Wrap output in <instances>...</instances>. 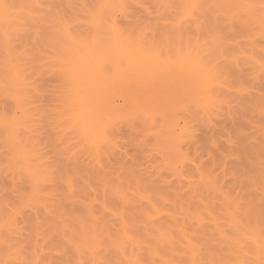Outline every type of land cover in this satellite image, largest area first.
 <instances>
[{
  "label": "rangeland",
  "instance_id": "374dc122",
  "mask_svg": "<svg viewBox=\"0 0 264 264\" xmlns=\"http://www.w3.org/2000/svg\"><path fill=\"white\" fill-rule=\"evenodd\" d=\"M17 1L20 0H16L15 2ZM163 1L126 0L125 6L127 7L125 9L128 11L123 9V11L121 10L116 12V10H114L110 12V10L104 11L105 9L101 8L100 0H42L41 4L36 8L37 10L35 9V12H37L35 13L37 14V18H35L36 20L34 19V22H30L28 25L29 27L26 26L29 28L31 33L26 27H24L26 32L24 28V31L21 30L24 35L19 34L13 38V40H15L13 41L15 45H13L16 46L17 43V48L13 46V49H17V53H23L22 55H19V59H13L16 55L13 54L12 57V53H10V51L6 52L4 50L6 49V46L1 42L2 40H0V119L4 120V118L9 117V115H13L15 119V115L16 117H21L23 113L27 112V116L30 111L33 113L29 114V116H34L33 118L32 116L30 118L31 122H29V128L27 127L29 130H23L24 133L22 132V134L24 138L27 139V143L25 144L28 149L30 150L32 148L33 152H31L34 158L31 157L33 158L31 160L34 162L37 161L35 162V165L40 166L41 169L45 168L46 170H43V175L47 176V180H44L46 184L42 183L39 185L38 189H40V191L36 189L37 187H35L34 182L30 179L31 176L29 177L27 176L29 174H25L26 170L23 171L22 168L19 170L20 167L18 168L19 165L17 161L15 160L16 163L12 161L14 160L12 158H15L14 148L12 147V144H9L10 141L5 137L6 133H4L2 130L3 128L0 125V222L2 223V219L5 220L7 217L9 218L8 215L10 214L13 219L16 218L14 221L18 229H16V233L13 234V237L16 236L14 239L18 242L20 241V243L22 242L21 245L23 244L22 248L24 249L21 250V253L16 254V256L14 255L13 258L12 255H8V252L6 253V251H4L5 253L3 252V254L1 253L3 255L2 260L3 258L6 260L7 257L11 256L9 258L10 263L7 264H32V258L30 259L29 257H31V254L36 256V251L38 252L36 259L38 260L39 256H41L39 259L41 264L94 263L98 260V258L94 257L96 258L94 262L93 259H91L93 256L89 252L90 249L87 246L88 241L86 240L87 235H85L93 230L92 226L94 224V221H92L93 219L89 215V210L93 212L96 219H100H97L98 224L99 222L101 223V228L100 226L99 228L102 230V232H100L101 230L99 229V234L101 235L102 233L101 236H105L106 233L105 237L109 240L113 237L111 242L108 240L110 243L108 245H106L108 243L107 240V243L105 240H102V245L106 244L103 245L104 248L100 249L103 250L102 254H99V256H101L99 260L101 261L98 260L94 264H100L101 262V264H107L108 262V264H115L114 262L117 264H131L129 262L131 255L133 257L135 254L134 257L137 256V258H139L138 253L139 256H144L145 260L143 259V256L142 259L145 264H192L195 260H191V254L193 252H191L188 244L190 243V240L192 243L194 242L193 244L196 243L195 245L197 249L199 247L197 253L202 252L201 257L205 258L203 259L204 262L202 261L198 264H264V245L261 246L262 248L256 246L257 239H259L258 242H260H257L258 244L261 245L264 243V70L260 71L262 68L261 65L264 66V50L260 49L262 47V49H264V46H262L264 37L261 34L262 39L258 35L260 32L258 28V30H255L254 27L253 29L252 27L245 28V26H242L237 22H235L236 24L233 22L229 23L225 14L222 15L223 13L218 12V10L215 9V7H211V5L203 10H198V12L194 9V13L189 7L191 11L187 9V12L189 10V14H187V12L185 13L183 7V5L186 6L184 4L186 2H183V0ZM96 9H99V12L102 11V13H98V10L97 12H94ZM191 12L193 14H191ZM42 14L43 17H40ZM101 15H106L104 18H108V16H110L108 20H112L116 26L118 24L119 27L117 28H121L120 30L122 32L126 31L125 33L127 34H124L127 36L129 35V38L131 37L132 39H136L143 35V38H147L146 45H148V47L152 43L153 46L151 45V49L154 52L158 48L157 52L162 54L161 55L159 53L160 57L165 58L166 56H170V58L166 57L167 59L164 60L172 59L174 62L177 60L181 52H186V43V47H189L187 51H191V48L193 50H197L199 44H202L203 46L205 45L206 47L211 46V44H213L214 37L224 36L225 38L223 40L227 38V45L224 52L216 49L215 51L209 53L211 58L208 56L207 59L212 65L214 64L213 67H215L216 69H214L217 71H213L218 74V79L216 78L217 85L216 83L213 85V87L215 86V91L212 88V91H214L213 94H217V97L213 95L214 99L217 98L218 100H216L217 103L215 101L216 105L213 102V106L210 103L211 107L203 105V107L205 106L204 108L206 112L203 111V107H199L198 103H194L195 100H198L197 96L195 95L194 100L191 99L193 96L189 95L192 94L190 89L193 87L191 86L190 88V86L188 87V85H186L187 87L185 86V88H180L181 83L172 77L171 78L175 80V82L172 81L175 83L174 86L177 82L179 84V87L178 84L176 85L177 87L175 86L177 92L172 83H170L172 85L171 87L169 84H165L166 89L165 87H162L165 83V81H163L164 79H161L162 76L159 79L160 81H163V84L159 82L160 87L162 88L157 89L158 91L154 89L149 90L150 87H146L147 85H143V92L140 91L142 89H138L140 86H137L138 88L136 86H132V88L130 87V90L127 85L113 83L112 85H116V87L110 85V87H112V92L110 93L108 89L105 92L107 95L109 92L110 95L108 96L110 97L105 99L107 98V96L105 97L106 94L101 95V98L104 97L103 99H105V103L109 100L107 105L110 104L111 100L114 102V105L110 104L111 107L109 106L112 108V113L110 111L111 109L108 106L106 107L104 101V104L102 103L100 108L103 105L105 106H103L100 110H98V104L93 105L95 106V109L98 107L95 112H93L95 115L97 114V119H94L96 117L93 115L94 125L100 122H105L103 125L100 123L102 127H100L101 125L99 124L97 125L99 129H102L103 126L106 128H103L102 131L100 129L98 134H94L95 129L93 128L94 132H92L93 130L90 131V129L89 132L86 129L85 132H83V130H81L82 127H88L90 125L89 124L87 126L85 124L86 126H84L83 121H90L91 123L93 120L91 117L92 113L90 115L87 112L82 114V108L79 105V108H77L78 106L75 103L71 104L70 100L72 99L74 101L75 98L74 95L70 94L71 92L74 93L73 83L67 79L68 76H66L65 72L66 63H62V59L64 58L65 60L68 56L62 52L61 45L59 44L60 32L63 25L60 23L59 25L58 20L59 22H64L63 24L65 26L69 23L72 32L78 35L83 32L81 34L83 35L88 34V31L91 30V19L94 20L95 18H99ZM192 15L196 20L193 19ZM226 25L228 26V29ZM59 28H61V30H59ZM140 33L141 35H139ZM257 35L259 37L256 38L255 42V37ZM179 38L181 39L180 41ZM153 40L154 42H151ZM233 42H236V44H233ZM240 43L242 44L240 45ZM57 44H59V46ZM234 47L236 49H234ZM178 50L181 52H176ZM242 51L246 55L242 53ZM12 52L15 53L14 51ZM238 54L242 55L241 58L245 56L247 57L240 59ZM251 54H254L253 56H255V61L257 59L259 62H262L260 63V66H258V61V64H256L255 61L251 60ZM8 59H11L13 62L11 60L9 62ZM56 59H61V62H59V60L57 62ZM242 61L244 62L242 63ZM249 61H251V63ZM11 62L16 66V73H18V79H15L17 80L15 83L11 82L12 79H9L12 77L11 74L14 69L10 66L12 65ZM253 62L255 63L253 64ZM18 63L20 64L19 68H17ZM224 66H227V70ZM10 70H12V72H10ZM14 75L17 77L16 74ZM224 75H226L224 77L225 84L223 80L220 81V79H224ZM19 79L23 81V84H25V92L28 94L27 97H25L26 99H23L24 101L20 99L21 102H19V98L16 96L17 94L15 95L16 92L13 91L15 88L12 89L14 84L20 83ZM27 81H30V83H26ZM29 84L30 88H28ZM221 84L224 85L221 87ZM122 86H124L123 88L125 89L120 88ZM133 87H136L137 89L135 88V90ZM172 87L174 90H172ZM228 87L232 92L226 90ZM7 88L10 90L8 89V91ZM168 88H170L171 91H169ZM186 88H189V90ZM197 88L194 90H196V92L199 91L200 94L204 93V96L202 95L204 98L208 96L206 95L207 93L205 94V92H207L206 90H203V88H198L201 90H197ZM183 89H185V93ZM191 90L193 92V89ZM223 90L228 92L224 95L220 93L224 92ZM9 92H12L10 93L12 97L9 96ZM13 92L15 96L13 95ZM178 92H180V95ZM112 93L114 94L112 95ZM136 94L139 96H136ZM150 94L151 96H149ZM154 94H156L157 97ZM187 95L188 97H186ZM130 96H132L134 100L137 99V103L139 105H137L138 109L140 108L139 112L138 109H132L135 108L136 101L133 103L132 101L134 100H132ZM14 97H16V99ZM129 97L130 102L135 105L129 103ZM183 97L189 99L187 100ZM200 97L201 96H199V98ZM223 97L225 98L223 99ZM232 97L234 98L232 99ZM110 98L112 99L110 100ZM113 98L115 101H113ZM140 98L141 100H139ZM143 99H145L148 103H145V100ZM163 99H166L167 101ZM190 99L193 100L195 105L192 104ZM150 102L155 104H150ZM115 103H117V105ZM158 103L160 108L157 105ZM182 103L185 104V106L187 105L185 110L182 109ZM147 104L148 106H146ZM122 105L123 109L125 108L124 110L122 109ZM28 106L29 108L27 109L23 108ZM118 106L122 110H120V112L124 113L122 114L124 116L116 115L114 117L115 114L119 113V109L117 110ZM214 106L216 109H213L215 108ZM104 107L108 109V111H106L107 109H105V111L107 113L110 112V114H103V112L106 113L105 111L102 112ZM113 107H116V109H113ZM195 108H200V110ZM126 109L129 112H126ZM206 109H210L211 112ZM15 110L16 114L14 112ZM113 110H115L116 113H114ZM99 111H101L102 114ZM125 112L132 113L126 114L127 116H125ZM161 113L162 115L164 114L163 118L160 115ZM112 114L114 118H112L113 120L111 121H113L114 124L110 121V116H112ZM150 114H152V116ZM106 115L109 116V120ZM149 115L151 117H149ZM98 116L101 121L98 119ZM145 116L147 118H145ZM164 116L168 119L167 121L164 120ZM13 117L11 119H13ZM74 117L75 120L72 122L71 118ZM77 118H80L82 121L77 120ZM148 118L151 119L149 120ZM170 118L172 120L176 118L179 123L175 122L176 119L172 121ZM184 119L185 121H183ZM98 120L100 122H98ZM151 120H153L152 123L154 124H151ZM74 121H78V123L81 122L82 125L79 126V124L77 125ZM106 123L107 125L111 123V126L109 125L110 127H107ZM185 123L186 125L183 126ZM165 126L169 127V129ZM182 126L185 128L183 129ZM160 129L164 132L163 134ZM170 129L172 130L170 131ZM100 133L102 136L104 135V139L102 136H99ZM87 134L93 136L92 140L94 142L96 141V138L98 140H103L102 142L104 143H100V141L99 146L101 147H99L96 143H92V140H90L91 137ZM173 134L176 136L174 137ZM95 135L102 137V139L95 137ZM181 135L182 138L180 137ZM105 136H109L111 143L109 142V138ZM176 140L179 143H182V145H180ZM182 140L183 142H181ZM176 142L177 146L174 144ZM95 144L99 149L94 146ZM177 153L184 156L177 155ZM45 172H47V174ZM28 177L29 179H27ZM209 181L212 182L209 183ZM203 183L207 186L203 185ZM211 185H215L213 186V188H215L212 189ZM41 189L43 191H41ZM197 193L198 195H196ZM155 196L157 198H155ZM29 197H31V199H28ZM33 197H35L36 200L40 197V200L38 199L36 201ZM143 197H146L147 201L144 200ZM147 198H150L151 201L148 202L150 199ZM226 198L229 201L232 200V202L229 203ZM33 200L36 203H33ZM233 200H235L234 203H236V205H239H237L239 207V211L235 210L237 206L233 205ZM150 203H153V206ZM154 206H157V209H159L161 213H158L159 211L156 210L158 211L157 215L155 211L156 207ZM152 207L155 208H153L155 212ZM151 213L152 215H150ZM231 214L232 216L233 214L236 216L232 218ZM2 215L3 217H1ZM11 216L10 218H12ZM229 217L234 220H231ZM102 220L105 221L102 222ZM237 220L239 222L235 223ZM106 221L107 223H105ZM213 221L215 224H218L216 225V227L218 226V231L214 226ZM232 221L234 222V225L237 224L235 225V228L234 225L232 226V229H235L234 231L231 230L232 224L230 222ZM167 222L170 223L168 224ZM103 226L105 227V230H103ZM128 226L131 229L128 228ZM236 226L239 228L237 229ZM124 227L127 228L125 229ZM132 227L135 228L132 229ZM129 229L131 230L130 235H132L130 237H135L134 239L140 240L139 242H141L140 244L141 247H143L144 252L139 245V249H134H137L138 251L135 253L134 250H132L133 253L129 250V252L127 251L126 254L122 256L123 253L120 251L118 252L117 249H110L112 252L114 251L110 254V250L106 248H114V242L118 239V237H121L118 241L123 239L122 237L124 236V231L129 232ZM239 229H242L243 231L246 229V231L243 232L241 230L243 233H240ZM149 230L151 231V234ZM237 230L239 231L238 233H240V235L243 234V236L237 234ZM109 232H111L114 236H111V233ZM160 232L164 233L167 237V239L165 238L166 244L163 241H159L164 245L157 242L158 239L156 237H158ZM235 232L236 234H234ZM134 234H136V236H134ZM139 234L143 236H140ZM249 234H252L253 236ZM236 235L238 237H236ZM222 236H224V240ZM81 237H84V239ZM105 237L104 239H107ZM142 239L145 240L142 241ZM233 239L236 242H234ZM237 240L240 241L239 245H237ZM156 246H159V248ZM30 247L36 250L33 252ZM134 247L136 246H133V248ZM151 247H156L158 250L155 256L149 255L150 253L147 251L146 255L148 254V258H146V250L144 249L147 248L149 250ZM161 248H163V250H161ZM259 248L261 249L259 250ZM78 250L79 253H77ZM31 251L33 253H31ZM103 252L108 253L107 255L110 257L107 259V257H105L106 253L103 254ZM21 255H23L24 258H22ZM27 255L29 257H27ZM103 255L108 260L107 262L105 258L102 259ZM111 256L113 257L111 258ZM125 256L127 257L124 258ZM254 256L259 257L255 258ZM25 257L27 259L29 258V260L25 259ZM182 257H184V260L182 259L184 263L180 260ZM208 258L209 260L211 259V261L206 262ZM173 259H177L178 261H173ZM19 260H21L22 263H20ZM43 260L44 262H42ZM123 260L125 261L123 262Z\"/></svg>",
  "mask_w": 264,
  "mask_h": 264
},
{
  "label": "bare ground",
  "instance_id": "6f19581e",
  "mask_svg": "<svg viewBox=\"0 0 264 264\" xmlns=\"http://www.w3.org/2000/svg\"><path fill=\"white\" fill-rule=\"evenodd\" d=\"M16 1V0H15ZM15 1H13V0H0V35H1V37H0V40H2L1 42L6 46L5 48L7 49H4L6 52L8 51H10V53H12V57H13V54L14 55H16L15 57H13V59H15V58H18L19 59V55H22L23 53H21V52H19V53H17L16 52V50H14L13 48L14 47H16L17 46V43H16V46H14L15 44L13 43V41H15V40H13V38L16 36V35H24V34H22L23 32L21 31V30H23V28L24 27H26V26H28L29 25V23L30 22H34L36 19L35 18H37L36 16H37V14H35V13H37V12H35L37 9V7L41 4V1L42 0H20V1H17V2H15ZM134 1V0H133ZM163 1V0H162ZM165 1H169V0H165ZM53 2V1H52ZM129 2V1H128ZM136 2V1H135ZM164 2V1H163ZM183 2H186V3H184L186 6H184L183 5V7H184V11H185V13L187 12V9H189V7L193 10V13L195 12L194 11V9H196V11L198 12V10H203V9H205L206 7H208V6H210L211 5V7H215V9H217L218 10V12H221V13H223L222 15H224L225 14V16L227 17V19L229 20L228 22L230 23V22H233V23H235V22H237L238 24L240 23L242 26H245V28L247 27V28H251L252 27V29H253V27L255 28V30L258 28L259 29V36L261 37L262 35H263V37H264V1H262V0H183ZM137 3V2H136ZM154 3H155V1H154ZM44 4V3H43ZM125 4H126V0H100V5H101V8L102 9H105L104 11H107V10H110V12H112V11H114V10H116V12L117 11H123V9L124 10H126L125 8L127 7V6H125ZM131 4V3H130ZM129 4V5H130ZM137 4H139V3H137ZM167 4V3H166ZM183 4V3H182ZM96 5V4H95ZM98 5V4H97ZM171 7V6H170ZM54 8V7H53ZM160 8V7H159ZM36 9V10H35ZM40 9V8H39ZM38 9V10H39ZM119 9V10H118ZM186 9V10H185ZM54 10V9H53ZM97 10H98V13H102V11H101V9H100V11L101 12H99V9H96V11H94V12H97ZM167 10V9H166ZM183 10V9H182ZM190 10V9H189ZM189 10H188V12H187V14H189ZM41 11V10H40ZM126 11H128V10H126ZM180 11V10H179ZM191 11V10H190ZM125 12V11H124ZM124 12H122V13H124ZM127 13V12H126ZM178 13H180V12H178ZM192 12H191V14H193ZM94 14H97V13H94ZM118 14V13H117ZM182 14V13H181ZM190 14V15H191ZM198 14V13H197ZM220 14V13H219ZM115 15V14H114ZM183 15L185 16V14L183 13ZM182 15V16H183ZM216 15V14H215ZM39 16V15H38ZM43 17V14L42 15H40V17ZM106 16V15H105ZM105 16H103V15H101L99 18H95L94 20H92L91 19V30H89L88 32V34H83V35H81V34H76V33H74V32H72V29H70V24L69 23H67L68 24V26H67V24H66V26L60 21L59 22V20H58V24L60 23V24H62L63 26H62V30H61V28H59V30H61V32L60 31H56V32H60V43L59 42H56V43H59L60 45H61V50H62V52L63 53H65L67 56H68V58H66L65 60H64V58L62 59V63H66V65H65V72H66V76H68L67 77V79H69L70 81H71V83H73V92L74 93H70V91H69V93L70 94H72V95H74V101L71 99L70 101H71V104H76L77 106L79 105L81 108H82V114H84V113H89V115L91 114L92 116V119L94 118L93 117V115H95L93 112H95V110L99 107V109L98 110H100L103 106H105V105H103V106H101V108H100V105H102V103H103V101H104V103H105V99H108V97H110V96H108V95H110L109 94V92H108V95L105 93L106 91H107V89L110 91V93L112 92V90H111V88L112 87H110V85L111 86H115L116 87V85H112L113 83H119V84H124V85H127L129 88L131 87L132 88V86H140V88H138V89H142V87H144V86H146V87H150L149 88V90L150 89H154V90H157V89H160V88H164L165 87V84L167 85V84H169V86L171 87L172 85L174 86V84L175 83H173L172 81H174L175 82V80H173V79H176V80H178V82L179 83H181L180 84V88L182 87V88H185V86L186 85H188V87L190 86V88H191V86L193 87V88H191V89H193V92H192V90L190 89V91H191V93L192 94H189V93H187V94H189V95H192L193 97L191 98V99H194L195 98V95L197 96V101L195 100L194 101V103L196 104V103H198L199 104V107H203V105H205V106H208V107H211V105H210V103L212 104V102L216 105V103H217V98H215L214 99V96L215 97H217V94L216 95H214L213 93H214V87H213V85H215V83H216V78H217V76H218V74H217V72H215V71H217V70H215L216 68L215 67H213L214 66V64L212 65L211 64V62H209L207 59H208V56H209V53L210 52H212V51H215L216 49L217 50H220L221 52L223 51L224 52V49L226 48V42H227V38L225 39V40H223L225 37L224 36H220V37H222V38H220V37H214L213 38V44H211V46H203L202 44H199L200 45V47H199V45H198V49L197 50H193L192 48H191V51L189 50V51H187V49L189 48V47H186L187 46V43H186V46H185V49H186V52H181L180 50H178V51H176V52H181V54H179V57L177 58V60L174 62L172 59L171 60H164V59H167L168 57L170 58V56H166L165 58H162V57H160L159 55L161 54L160 52V54L157 52V50H158V48H157V50L154 52L151 48H152V43H151V45L148 47V45H146L147 43H146V39L145 38H143V35L142 36H140V37H138V38H129L127 35H125V34H127V33H125L126 31H121L120 29H118L117 27H119L118 26V24H117V26L114 24V22L112 21V20H108V18H110V16H108V18L106 17V18H104ZM189 16V15H188ZM203 16V15H202ZM173 17H175V16H173ZM192 17H193V19H194V16L192 15ZM196 17V16H195ZM115 18V17H114ZM178 18V17H177ZM191 18V17H190ZM198 18V17H197ZM35 19V20H34ZM185 19V18H184ZM224 19V18H223ZM182 20H183V17H182ZM194 20H196V19H194ZM224 20H226V19H224ZM114 21H116V20H114ZM66 22V21H65ZM227 22V21H226ZM227 22V23H228ZM174 23V22H173ZM177 23H179V22H177ZM181 23V22H180ZM59 24V25H60ZM176 24V23H175ZM226 24V23H225ZM232 24V23H231ZM236 24V23H235ZM237 24V25H238ZM228 25V24H227ZM226 25V26H227ZM31 26V25H30ZM36 26V25H35ZM176 26V25H175ZM177 26H179V25H177ZM232 26V25H231ZM230 26V27H231ZM256 26V27H255ZM29 27V26H28ZM28 27H26L28 30H29V28ZM174 27V26H173ZM213 27V26H212ZM216 27V26H215ZM22 28V29H21ZM32 28V27H31ZM88 29H90V28H88ZM118 29V30H117ZM227 29H228V26H227ZM233 29V28H232ZM231 29V30H232ZM257 29V30H258ZM24 30H25V28H24ZM23 30V31H24ZM27 30V31H28ZM209 30V29H208ZM32 31V30H31ZM86 31H87V28H86ZM91 31V32H90ZM121 31V32H120ZM141 31V30H140ZM249 31V30H248ZM253 31V30H252ZM20 32V33H19ZM25 32H26V30H25ZM24 32V33H25ZM29 32H30V30H29ZM256 32V31H255ZM31 33V32H30ZM84 33H86V32H84ZM125 33V34H124ZM258 33V32H257ZM26 34V33H25ZM33 34H34V32H33ZM37 34V33H36ZM130 34V33H129ZM145 34V33H144ZM223 34V33H222ZM221 34V35H222ZM226 34V33H225ZM262 34V35H261ZM30 35V34H29ZM32 35V34H31ZM133 35V34H132ZM137 35H138V33H137ZM139 35H141V33L139 34ZM181 35V34H180ZM209 35H211V34H209ZM218 35V34H217ZM256 36L255 37V42H256V38H258L259 36ZM179 36V35H178ZM216 36V35H215ZM133 37V36H132ZM134 37H135V35H134ZM16 38H19V37H16ZM20 38H21V36H20ZM55 38H57V37H55ZM180 38H181V36H180ZM179 38V41L181 40ZM197 38H198V36H197ZM197 38H195V39H197ZM204 38V37H203ZM262 38V37H261ZM23 39V38H22ZM263 39V38H262ZM152 40V39H151ZM192 40V39H191ZM254 40V39H253ZM59 41V40H58ZM206 41V40H205ZM210 41V40H209ZM151 42H154V40L153 41H151ZM196 42V41H195ZM194 42V43H195ZM207 42H208V40H207ZM254 42V41H253ZM258 42V41H257ZM150 43V42H149ZM167 43H168V38H167ZM178 43H180V42H178ZM232 43V42H231ZM239 43V42H238ZM251 43V42H250ZM14 44V45H13ZM59 44H57L58 46H59ZM173 44H175V43H173ZM229 44H230V42H229ZM233 44H236V42L234 43L233 42ZM242 43H240V45H241ZM244 44V43H243ZM255 44V43H254ZM258 44V43H257ZM180 45V44H179ZM179 45H178V49H179ZM209 45V44H208ZM231 45V44H230ZM260 45V44H259ZM1 46L3 47V45L1 44ZM14 46V47H13ZM155 46V45H154ZM233 46H236V45H233ZM242 46H244V45H242ZM262 46H264V42H263V45ZM160 47V46H159ZM176 47V46H175ZM241 47V46H240ZM253 47V46H252ZM261 47V46H260ZM17 48V47H16ZM244 48H246V47H244ZM259 48V47H258ZM263 48V47H262ZM262 48H260L261 50H264V49H262ZM182 49V48H181ZM234 49H236L235 47H234ZM241 49V48H240ZM257 49V48H256ZM255 49V50H256ZM58 50V49H57ZM164 50V49H163ZM172 50V49H171ZM258 50V49H257ZM12 51H14L15 53H13ZM184 51V50H183ZM247 51V50H246ZM253 51V50H252ZM259 51V50H258ZM59 52V51H58ZM247 52H249V51H247ZM251 52V51H250ZM256 52V51H255ZM254 52V53H255ZM10 53H9V55H10ZM21 53V54H20ZM164 53H165V51H164ZM168 53H170V52H168ZM167 53V54H168ZM241 53V52H240ZM242 53H244L243 51H242ZM8 54V53H7ZM6 54V55H7ZM58 54V53H57ZM166 54V55H167ZM245 54V53H244ZM258 54H259V52H258ZM18 55V56H17ZM56 55V54H55ZM61 55V54H60ZM162 55V54H161ZM171 55V54H170ZM211 55V54H210ZM217 55V54H216ZM239 55V57H240V59H244L245 57H247V56H245V57H243V58H241V54H238ZM252 55V54H251ZM254 55V54H253ZM251 56L250 58H251V60H253V61H255L254 59V57L255 56ZM263 55V54H262ZM261 55V56H262ZM10 56V57H11ZM24 56V55H23ZM66 56V57H67ZM178 56V55H177ZM213 56V55H212ZM218 56H219V54H218ZM249 56H250V54H249ZM264 56V55H263ZM21 57V56H20ZM210 57V56H209ZM220 57V56H219ZM252 57H253V59H252ZM24 58V57H23ZM57 58V57H56ZM58 58H60V57H58ZM211 58V57H210ZM249 58V59H250ZM262 58V57H261ZM264 58V57H263ZM12 59V58H11ZM10 59V60H11ZM206 59V60H205ZM217 59V58H216ZM9 60V59H8ZM10 60H9V62H10ZM58 60L59 59H56V61L58 62ZM63 60H64V62H63ZM210 60V59H209ZM215 60V59H214ZM222 60H224V59H222ZM259 60H260V58H259ZM12 61V60H11ZM17 61H19V60H17ZM226 61V60H225ZM257 59H256V64H258L257 63ZM13 62V61H12ZM11 62V63H12ZM59 62H61V59L59 60ZM244 61H242V63H243ZM246 62V61H245ZM250 63H251V61H249ZM255 62H253V64L255 63ZM259 62V61H258ZM24 63V62H23ZM226 63V62H225ZM260 63H262V62H259V65L258 66H260L261 64ZM14 64H15V61H14ZM13 63H12V65H10L11 66V68L13 69V73L14 74H18V73H16L17 72V69H16V66L14 65ZM19 64V63H18ZM18 64H17V68H19L20 67V64H19V66H18ZM211 66H210V65ZM230 64V63H229ZM256 64H255V66H256ZM220 65V64H219ZM223 65V64H222ZM227 66H229V65H227ZM227 66H224L225 67V69L227 70ZM242 66V65H241ZM240 66V67H241ZM213 67V68H212ZM262 67V68H261ZM261 69H260V71H262V70H264L263 69V65H261ZM10 68V67H9ZM10 68V69H11ZM215 68V69H214ZM221 68H223V67H221ZM59 69V68H58ZM175 71H173V70ZM241 69H242V67H241ZM60 70H61V68H60ZM213 70H215V71H213ZM229 70V69H228ZM257 70H259V69H257ZM64 71V70H63ZM10 72H12V70H10ZM60 72H62V71H60ZM225 72V71H224ZM227 72V71H226ZM229 72V71H228ZM12 73V74H13ZM219 73V72H218ZM11 74V76L12 77H14V78H12L11 76V78H9L10 80H11V82H13V83H15L17 80H15V79H18V75H17V77H15V75L13 74L12 75ZM22 74V73H21ZM65 74V73H64ZM163 78H162V77ZM174 76H175V78H174ZM221 76V75H220ZM226 75H224L223 76V78L225 77ZM20 77V76H19ZM160 77H161V79L163 80V81H165V83L163 84V81L161 80H159L160 79ZM173 79H172V78ZM169 78V79H168ZM22 79V78H21ZM218 79V78H217ZM14 80V81H13ZM20 80V79H19ZM223 80V82H224V80H225V78L224 79H220V81H222ZM168 81H170V82H168ZM219 81V82H220ZM23 81H21L20 80V83H17V84H14L13 85V88L12 87H9V88H12V89H14L13 91L14 92H16L15 93V95L17 96V98H19V102H21L20 101V99H26L25 97H27V93L25 92V88H26V86H25V84H23L22 83ZM155 82H158V83H155ZM159 82H161L162 84H163V86L162 87H160V83ZM178 82L176 83V85L178 84ZM12 83V84H13ZM22 83V84H21ZM26 83H30V81H27ZM67 83V82H66ZM71 83H69V84H71ZM170 83H172V85L170 84ZM221 83V82H220ZM132 84V85H131ZM148 84H149V86H148ZM150 84H151V86H150ZM157 85V86H155V85ZM190 84V85H189ZM196 84H198V85H196ZM224 84H225V82H224ZM224 84H221V87L224 85ZM118 85V84H117ZM131 85V86H130ZM144 85V86H143ZM175 85V86H176ZM216 85H217V83H216ZM228 85V84H227ZM72 86V85H71ZM120 86V85H119ZM127 86H126V88H127ZM174 86V88H175V90H176V87ZM195 86H197L198 88H203V90H206L207 92H205V94L206 95H208L206 98H204L203 96H204V93H201L200 94V92L198 93V92H196V90H194L195 88H197V87H195ZM200 86V87H199ZM219 86H220V84H219ZM115 87H114V89H115ZM124 86H122V87H120V88H123ZM135 87V88H136ZM156 89H155V88ZM178 87H179V84H178ZM187 87V86H186ZM206 87V88H205ZM208 87V88H207ZM218 87V86H217ZM216 87V88H217ZM220 87V88H221ZM9 88H7V90L9 89ZM28 88H30V84H29V86H28ZM69 88V87H68ZM67 88V89H68ZM71 88V87H70ZM131 88H130V90H131ZM134 88V87H133ZM134 88V89H135ZM136 88V89H137ZM173 88V87H172ZM174 88L172 89V90H174ZM197 88V90H201V89H198ZM210 88V89H209ZM212 88H213V90L214 91H212ZM118 89V88H117ZM123 89H125V88H123ZM128 89V88H127ZM135 89V90H136ZM147 89V88H146ZM145 89V90H146ZM165 89H166V87H165ZM187 90H189V88H186ZM10 90V89H9ZM8 90V91H9ZM69 90V89H68ZM116 90V89H115ZM163 90V89H162ZM168 90L169 91H171L170 90V88H168ZM180 90V89H179ZM226 90H229V87H228V89L226 88ZM226 90H223L224 92H220V93H222V94H224L225 95V93H227L226 92ZM31 91V90H30ZM72 91V90H71ZM114 91V90H113ZM122 91H124V90H122ZM140 91H143L144 92V90L142 89V90H140ZM158 91V90H157ZM183 91H184V93L186 92L185 91V89H183ZM196 93H195V92ZM211 91V92H210ZM229 91H231V89L229 90ZM14 92H13V95H14ZM121 92V91H120ZM126 92H129V91H126ZM152 92V91H151ZM155 92V91H154ZM160 92V91H159ZM176 92H177V90H176ZM175 92V93H176ZM181 92H182V90H181ZM204 92V91H203ZM210 92V93H209ZM218 92V91H217ZM232 92V91H231ZM230 92V93H231ZM234 92V91H233ZM10 93H12V92H9L8 94H9V96H11V94ZM68 93V94H69ZM118 93V92H117ZM123 93H125V92H123ZM129 93H131V92H129ZM128 93V94H129ZM134 93V92H133ZM142 93V92H141ZM158 93V92H157ZM179 93V95H180V92H178ZM209 93V94H208ZM235 93V92H234ZM233 93V94H234ZM30 94V93H29ZM104 94H106L105 95V97L107 96V98H105V99H103L104 97H102L101 98V95H104ZM114 93H112V95H113ZM121 94V93H120ZM159 94V93H158ZM160 94H161V92H160ZM183 94V93H182ZM182 94H181V96H182ZM212 94V95H211ZM14 95V96H15ZM132 95V94H131ZM154 95H156V94H154ZM164 95V94H163ZM185 95V94H184ZM203 95V96H202ZM209 95H210V97H209ZM214 95V96H213ZM70 96V95H69ZM134 96V95H133ZM136 96H139V95H137L136 94ZM135 96V97H136ZM149 96H151V94L149 95ZM177 96H178V94H177ZM199 96H201L200 98H199ZM230 96H231V94H230ZM232 96H234V95H232ZM12 97V96H11ZM68 97V96H67ZM120 97V96H119ZM128 97V96H127ZM131 98H132V100H134L133 99V97L132 96H130ZM130 97L128 98V100L130 99ZM155 97V96H154ZM156 97H157V95H156ZM162 97V96H161ZM180 97V96H179ZM186 97H188V95L186 96ZM212 97V98H211ZM228 97H229V95H228ZM235 97V96H234ZM234 97H232V99L234 98ZM239 97V96H238ZM15 99H16V97H14ZM137 98V97H136ZM164 98V97H163ZM178 98V97H177ZM184 98V97H183ZM182 98V99H183ZM221 98V97H220ZM225 97H223V99H224ZM68 99H70V98H68ZM67 99V100H68ZM112 98H110V100H111ZM114 99V98H113ZM116 99H117V97H116ZM184 99H189V98H184ZM184 99H183V101H184ZM190 99V100H191ZM209 99V100H208ZM213 101H212V100ZM30 100V99H29ZM139 100H141V98L139 99ZM143 100H145V99H143ZM163 100H165V101H167L166 99H163ZM204 100H207V101H204ZM217 100V101H216ZM221 100V99H220ZM24 101V100H23ZM27 101V100H26ZM69 101V100H68ZM113 101H115V99L113 100ZM135 101H136V106H135V108H132V109H134V110H136V109H138V103H137V99H135L134 101H132L133 103H135ZM192 101V104H194L193 103V100H191ZM200 101V102H199ZM204 102V103H202V102ZM215 101H216V103H215ZM223 101V100H222ZM13 102V101H12ZM30 102V101H29ZM106 102H107V100H106ZM111 102H112V100H111ZM110 102V104H112V105H114V102H112L111 103ZM132 102H130V100H129V103H132ZM144 102V101H143ZM158 102V101H157ZM179 102H180V99H179ZM186 102V101H185ZM23 103V102H22ZM27 103V102H26ZM70 103V102H69ZM103 103V104H104ZM109 103V100H108V102L107 103H105L106 104V107L108 106H110V104L109 105H107ZM132 103V105H135V104H133ZM145 103H148V102H146V100H145ZM153 102H150V104H152ZM162 103H163V101H162ZM202 105H201V104ZM209 103V104H208ZM223 103V102H222ZM16 104V103H15ZM25 104V103H24ZM98 104V107H96V109H95V106H93V105H97ZM116 105H117V103H115ZM120 104V103H119ZM139 104H140V102H139ZM142 104V103H141ZM153 104H155V103H153ZM183 104V103H182ZM186 104L188 105V103L186 102ZM194 104V105H195ZM214 104H212V106L214 105ZM121 105V104H120ZM131 105V106H132ZM138 105V106H137ZM158 105V107H159V103L157 104ZM174 105V104H173ZM176 105V104H175ZM186 105V106H187ZM201 105V106H200ZM76 106V107H77ZM79 106L77 107V108H79ZM131 106H130V108H131ZM140 106H142V105H140ZM146 106H148V104L146 105ZM153 106V105H152ZM162 106V105H161ZM180 106V105H179ZM183 106H184V108H183ZM183 106H182V109H186L187 107L185 106V104H183ZM193 106V105H192ZM204 106V107H205ZM72 108H74L73 106H71ZM75 107V108H76ZM106 107H104V109L102 110V112L103 111H105V109H107ZM111 107V106H110ZM109 107V108H110ZM121 107V106H120ZM134 107V106H133ZM137 107V108H136ZM144 107V106H143ZM154 107H155V105H154ZM154 107H152V108H154ZM178 107V106H177ZM203 107V111H205V108ZM215 107V106H214ZM24 109H27V108H29V106L28 107H23ZM116 109V107H113V109ZM127 108V107H126ZM145 109H147L146 107H144ZM160 108V107H159ZM159 108H158V112H159ZM165 108V107H164ZM175 108V107H174ZM181 108V107H180ZM207 108V107H206ZM94 109V110H93ZM111 110V113H112V108H110ZM119 109V113L118 114H115L114 115V117L116 116V115H118V116H124V115H122V114H124L123 112L121 113L120 112V108H119V106H118V108H117V110ZM122 109H123V105H122ZM125 109V108H124ZM123 109V110H124ZM128 109V108H127ZM126 109V110H127ZM131 109V110H132ZM148 109H149V107H148ZM156 109H157V106H156ZM166 109V108H165ZM170 109V108H169ZM171 109H173V108H171ZM181 109V110H182ZM195 109H198V108H195ZM213 109H216V107L215 108H213ZM17 110V109H16ZM16 110L14 111L15 112V114H16ZM77 110V109H76ZM125 110V111H126ZM130 110V109H129ZM139 110H140V108L138 109V112H139ZM162 110H163V107H162ZM167 110V109H166ZM198 110H200V108L198 109ZM206 110H210V109H206ZM33 111V110H32ZM92 111V112H91ZM106 111H108V109L106 110ZM105 111V112H106ZM122 111V110H121ZM148 111H150V110H148ZM147 111V112H148ZM156 111V110H155ZM207 111V112H208ZM77 112V111H76ZM79 112V111H78ZM81 112V111H80ZM99 112H101V111H99ZM99 112H96V113H99ZM102 112H101V114H102ZM113 112L114 113H116L115 112V110H113ZM126 112H129L128 110L126 111ZM125 112V116H127L126 114H130V113H132V112H130V113H126ZM135 112V111H134ZM137 112V111H136ZM170 112H171V110H170ZM206 112V111H205ZM210 112H211V110H210ZM109 114H110V112H108ZM107 112L106 113H104L103 112V114L105 115V114H108ZM164 113V112H163ZM168 113H169V110H168ZM29 114H33L31 111H30V113ZM29 114H28V116H27V112L26 113H23V115H22V113H21V117H16V115H15V119H14V117H13V115L12 116H10L9 115V117H7V118H4V120L3 119H0V125H1V127L3 128H1L3 131H4V133H6V138L10 141V145L12 144V147L14 148V154H15V158H12V159H14V160H12V161H14V163H16V161H17V163H18V168H19V170H21V168H22V170L24 171V170H26L25 172V174H29V175H27V176H31V180H32V182H34V184H35V187H37L36 189H38L39 188V185L40 184H46V182L44 181L45 179L47 180V176L45 175H43V170L45 169V168H40V166H38V165H35L36 163L35 162H37V161H33V160H31V159H33L34 158V156H32V148L29 150L28 149V147L26 146V144L25 143H27V139H25L24 138V136H23V134H22V132L24 133V131L23 130H29V129H27V127L29 126V122H31L30 121V118H31V116H29ZM79 114V113H78ZM81 114V113H80ZM133 114H136V113H133ZM97 115V114H96ZM95 115V117L96 118H94V119H97V116ZM99 115V114H98ZM144 115V114H143ZM151 116H152V114H150ZM149 115V117H151ZM161 116H162V118H163V115H162V113L160 114ZM8 116V115H7ZM107 116V119L109 120V116L108 115H106ZM106 116H105V118H106ZM171 116V115H170ZM169 116V117H170ZM13 117V119H11ZM34 116H32V118H33ZM111 118H110V121L111 120H113L112 118H114L113 117V114H112V116H110ZM155 117V116H154ZM157 117V116H156ZM174 117V116H173ZM2 118V117H1ZM81 118V117H80ZM80 118L78 119L77 118V120H80ZM100 118H101V116H100ZM145 118H147L146 116H145ZM164 118H165V116H164ZM72 119V122H73V120H75V117L74 118H71ZM94 119L91 121V123H90V121H87V122H85V121H83V125L84 126H88L89 124V126L88 127H82V129L81 130H83V132H85V129L89 132V129H90V131L91 130H93V129H95V132H94V130L92 131V132H94V134L96 133V134H98L100 131V129H99V127H98V125L97 124H99V125H101L100 123H102V122H100L101 121V119H99V116H98V119L100 120H98V122H100V123H97V124H95L94 125ZM106 119V120H107ZM149 120L151 119V118H148ZM171 119V118H170ZM174 119H176V118H174ZM173 119V120H174ZM107 120V121H108ZM153 120H155V119H153ZM153 120H151V124H154V123H152L153 122ZM160 120V119H159ZM164 120H168L167 118H165ZM172 120V119H171ZM172 120V121H173ZM180 120H181V118H180ZM179 120V121H180ZM80 121H82V120H80ZM163 121V120H162ZM183 121H185V119L183 120ZM76 121H74V123H75ZM95 122H96V120H95ZM109 122V121H108ZM156 122V121H155ZM175 122H178L177 121V119H176V121ZM33 123V122H32ZM77 123V125L79 124V126H81L82 125V123L80 124V123H78V121L76 122ZM93 123V124H92ZM105 123V122H104ZM104 123H102V125L104 124ZM111 123H113V121H111ZM111 123H109V125L111 126ZM164 123V122H163ZM167 123H169V122H167ZM179 123V122H178ZM187 123V122H186ZM186 123L183 125V126H185L186 125ZM86 124V125H85ZM114 124V123H113ZM165 124V123H164ZM76 125V124H75ZM97 125V126H96ZM102 125L100 126V127H102ZM106 125H107V123H106ZM105 125V126H106ZM109 125H107V127L109 126ZM78 126V127H79ZM109 126V127H110ZM161 126V125H160ZM172 126H173V123H172ZM182 126V128L184 129L185 127H183ZM34 127V126H33ZM166 127V126H165ZM29 128V127H28ZM81 128V127H80ZM93 128V129H92ZM96 128H98V129H96ZM103 128L105 129L106 127H104L103 126ZM102 128V129H103ZM167 129H169V127H166ZM102 129H101V131H102ZM175 129V128H174ZM174 129H173V131H174ZM188 129V128H187ZM31 130V129H30ZM97 130V131H96ZM172 129H170V131H171ZM86 131V132H87ZM106 131H107V129H106ZM106 131H103V132H106ZM160 131H161V133L163 134L164 132H162V130L160 129ZM30 132V131H29ZM169 132V131H168ZM176 132V131H175ZM188 132V131H187ZM91 133V132H90ZM159 133V132H158ZM167 133V132H166ZM179 133V132H178ZM105 134V133H104ZM180 134V133H179ZM5 135V134H4ZM88 135V134H87ZM28 136V135H27ZM88 136H90V135H88ZM99 136H102L101 135V133H100V135ZM104 136V135H103ZM102 136V137H103ZM169 136V135H168ZM173 136L175 137L176 135H174L173 134ZM91 137V139L90 140H92V137L93 136H90ZM95 137H98V135H95ZM94 137V138H95ZM102 137H98V138H100V139H102ZM105 137H107V136H105ZM181 138H182V135L180 136ZM179 137V138H180ZM26 138H28V137H26ZM107 138H109V136L107 137ZM166 138V137H165ZM165 138H163V139H165ZM184 138V137H183ZM103 139H104V137H103ZM185 139H187V138H185ZM29 140V139H28ZM95 142L92 140V143H96L98 146L100 145V143H104V142H102L103 140H98V139H96L95 138ZM98 140V141H97ZM110 140V141H109ZM109 140H107V141H109L110 143H111V139L109 138ZM179 140V139H178ZM25 141V142H24ZM101 141V142H100ZM177 141V140H176ZM29 142V141H28ZM91 142V141H90ZM98 142V143H97ZM100 142V143H99ZM178 142V141H177ZM177 142L176 143H174V144H176V146H177ZM181 142H183V140L181 141ZM108 143V142H107ZM109 143V144H110ZM179 143V142H178ZM33 144V143H32ZM94 145V146H96L97 147V145ZM180 145H182V143H179ZM169 145V144H168ZM171 145V144H170ZM34 146V145H33ZM33 146H31V147H33ZM95 147V148H96ZM99 147H101V146H99ZM30 148V147H29ZM98 148V147H97ZM169 148H170V146H169ZM99 149V148H98ZM98 149H96V150H98ZM171 149V148H170ZM37 150V149H36ZM35 150V151H36ZM13 151V150H12ZM32 151V152H31ZM11 153V152H10ZM37 153V152H36ZM34 155H35V153H34ZM177 155H180V154H178L177 153ZM11 156H12V154H11ZM37 156V155H36ZM40 156V155H39ZM38 156V157H39ZM180 156H184V155H180ZM31 157H33V158H31ZM11 160V159H10ZM16 160V161H15ZM35 160V159H34ZM42 160V159H41ZM32 162H34V163H32ZM14 163H12V164H14ZM43 164V163H42ZM45 164V163H44ZM43 166V165H42ZM41 166V167H42ZM15 167H16V165H15ZM17 168V167H16ZM46 170V169H45ZM24 173V172H23ZM46 174H47V172H45ZM50 176V175H49ZM29 177L27 178V179H29ZM45 177V178H44ZM45 183H44V182ZM203 181V180H202ZM205 182V181H204ZM212 182V181H211ZM210 181H209V183H211ZM202 183V182H201ZM214 183V182H213ZM212 183V184H213ZM32 185V184H31ZM201 185V184H200ZM203 185H205V183H203ZM209 185V184H208ZM34 186V185H33ZM43 186V185H42ZM195 186V185H194ZM198 186V185H197ZM202 186V185H201ZM205 186H207V185H205ZM213 186H215V185H213ZM213 186L211 185V187H212V189H214L213 188ZM194 188V187H193ZM196 188V187H195ZM203 188V187H202ZM35 189V190H36ZM39 191H40V189H38ZM202 190V189H201ZM211 190V189H210ZM41 191H43L42 189H41ZM150 192H151V190H150ZM150 192H149V194H150ZM155 193V192H154ZM148 194V195H149ZM32 195V194H31ZM153 195V194H152ZM155 195V194H154ZM196 195H198V193L196 194ZM33 196V195H32ZM123 196V195H122ZM147 196V195H146ZM142 197V196H141ZM149 197V196H148ZM33 198H35V197H33ZM32 198V199H33ZM126 198V197H125ZM153 198V197H152ZM155 198H157L156 196H155ZM154 198V199H155ZM28 199H31V197H29ZM40 200V197H38L37 198V200ZM141 199V198H140ZM143 199L144 200H146V197L144 198L143 197ZM147 199H150V198H147ZM227 199V198H226ZM34 200H36V198L34 199ZM34 200H33V203H36V202H34ZM36 200V201H37ZM228 200V199H227ZM27 201H30V200H27ZM147 201V200H146ZM151 201V199L150 200H148V202H150ZM229 201V200H228ZM234 201L235 200H233V205H236V203H234ZM147 202V203H148ZM230 202H232V200L231 201H229V203ZM154 203V202H153ZM153 203H150V204H152V206H153ZM229 203L227 202V204L229 205ZM38 204V203H37ZM227 204H226V207H227ZM33 205V204H32ZM35 205V204H34ZM38 205H40V204H38ZM154 205H155V203H154ZM238 205V204H237ZM236 205V206H237ZM235 206V207H236ZM239 206V205H238ZM237 206V208H235V210H237V211H239V207ZM148 207V206H147ZM150 207H151V205H150ZM154 207H156V209L154 208ZM154 207H152V209L154 208L155 209V211L156 210H158V211H156V213L158 212V213H161V211L159 210V209H157L158 207L157 206H154ZM232 208V207H231ZM151 209V210H152ZM154 209H153V211H154ZM184 209V208H183ZM196 209V208H195ZM233 209H234V207H233ZM151 210H148V211H151ZM223 210V209H222ZM226 210V209H225ZM240 210H241V208H240ZM90 211V213H89V215H90V217L93 219L92 221H94V224H93V230H92V228H91V232H88V234H85V235H87V246H88V248L90 249V253H91V255L93 256V258H91V259H93V262H94V260H96V258H98V260L100 259V257L101 256H99V254L101 255L102 254V251L103 250H100L101 248H104L103 247V245H105L106 243H107V241L109 240L107 237H105L106 236V233H105V236L103 235V236H101L102 235V233H101V235L99 234V231L101 230L100 228H101V226H100V222H99V224H98V222H97V219H96V217H95V215L93 214V212L91 211V210H89ZM94 211V210H93ZM154 211V212H155ZM236 211V212H237ZM222 212V211H221ZM229 212V211H228ZM95 213V212H94ZM155 213V214H156ZM158 213H157V215H158ZM194 213V212H193ZM192 213V214H193ZM214 213V212H213ZM218 213V212H217ZM216 213V214H217ZM231 213V212H230ZM239 213V212H238ZM147 214V213H146ZM149 214V213H148ZM240 214V213H239ZM150 215H152V213L150 214ZM218 215V214H217ZM5 216H7V215H5ZM9 216V218L7 217L5 220L4 219H2V225L0 224V254L2 253L3 254V252L4 251H6V253L8 254V255H12V258H13V256L15 255L16 256V254H18V253H21V250H24L23 248H22V246H23V244L21 245V243H20V241L18 242V241H16L14 238L16 237H13L14 235L13 234H15L16 233V229H18V227L16 226V223H15V221H14V219H16V218H14L13 219V217L11 216V214L10 215H8ZM10 216L12 217V218H10ZM229 216V215H228ZM231 216H232V214H231ZM234 216H236V215H234L233 214V216H232V218H234ZM1 217H3V215L1 216ZM121 217V216H120ZM155 217V216H154ZM214 217V216H213ZM100 218V217H99ZM162 218V217H161ZM215 218V217H214ZM231 220H234V219H232L231 217H229ZM235 218H237V217H235ZM219 219V218H218ZM217 219V220H218ZM98 220H100V219H98ZM159 220V219H158ZM213 220V219H212ZM230 220V221H231ZM91 221V220H90ZM91 221V222H92ZM105 221V220H104ZM103 220H102V222H104ZM123 221H125V220H123ZM143 221H147V220H143ZM160 221V220H159ZM197 221V220H196ZM214 221H215V219H214ZM214 221H213V223H214ZM140 222V221H139ZM199 222V221H198ZM237 222H239L238 220L237 221H235V223H237ZM105 223H107V221L105 222ZM104 223V224H105ZM129 223V222H128ZM144 223V222H143ZM149 223V222H148ZM168 223V222H167ZM170 223V222H169ZM168 223V224H169ZM232 225H231V224ZM229 224L231 225V230L232 231H234L235 229H232V226L234 225V222L232 221V222H230ZM244 223H246V222H244ZM130 224V223H129ZM133 224V223H132ZM141 224V223H140ZM147 224V223H146ZM152 224V223H151ZM150 224V225H151ZM166 224V223H165ZM168 224H166L167 226H169ZM196 224H198V223H196ZM243 224V223H242ZM90 225V224H89ZM106 225V224H105ZM135 225V224H134ZM216 225H218V224H215L214 223V226L216 227ZM235 225H237V224H235ZM235 225H234V228H235ZM19 226V225H18ZM99 226H100V228H99ZM125 226V225H124ZM136 226V225H135ZM154 226V225H153ZM213 226V227H214ZM20 227V226H19ZM88 227V226H87ZM90 227V226H89ZM137 227V226H136ZM149 227V226H148ZM177 227V226H176ZM125 229L127 228V227H124ZM123 228V229H124ZM128 228H130L129 226H128ZM135 228V227H134ZM133 227H132V229H134ZM152 228V227H151ZM217 228V231H218V226L216 227ZM236 228L238 229L239 227H237L236 226ZM100 229V230H99ZM131 229V228H130ZM129 229V230H130ZM139 229H140V227H139ZM139 229H138V233H139ZM150 229V228H149ZM243 229V228H242ZM241 229V230H242ZM248 229V228H247ZM252 229V228H251ZM103 230H105V227L103 226ZM120 230V229H119ZM141 230V229H140ZM146 230V229H145ZM157 230V229H156ZM159 230V229H158ZM240 229H239V231H240V233L243 231H241ZM250 230V229H249ZM18 231V230H17ZM20 231V230H19ZM148 231V230H147ZM150 231V230H149ZM160 231H162V230H160ZM172 231H174V230H172ZM220 231V230H219ZM224 231V230H223ZM238 230H237V234H239L240 235V233H238L239 232ZM246 231V229L243 231V232H245ZM100 232H102V230L100 231ZM127 231H124V236L122 237L123 239H121L120 241H118V239L119 238H121V237H118V239H117V236H116V241L114 242V245H115V247L114 248H106V249H113V250H115V249H117L118 250V252L120 251L121 253H123L122 254V256H124L125 254H126V252L128 251L129 252V250H131V252H132V250H134L135 248H138L139 249V245H140V248H142V251H143V247H141V242H139L140 240L138 239H134L133 237H130V236H132V235H130L131 234V230L129 231V232H127ZM133 232V231H132ZM136 232V231H135ZM163 232V231H162ZM162 232H160L159 234H158V237H156L158 240H157V242H159V241H163L164 243H165V238L167 239V237H166V235L164 234V233H162ZM221 232V231H220ZM242 232V233H243ZM259 232V231H258ZM109 233H111V232H109ZM120 233V232H119ZM125 233H126V235H125ZM143 233V232H142ZM148 233V232H147ZM152 233H153V231H152ZM154 233H156V232H154ZM174 233V232H173ZM180 233V232H179ZM178 233V234H179ZM229 233V232H228ZM246 233H250V232H246ZM82 234V233H81ZM121 234V233H120ZM119 234V235H120ZM150 234H151V231H150ZM157 234V233H156ZM232 234V233H231ZM234 234H236V232L234 233ZM233 234V235H234ZM256 234V233H255ZM258 234V233H257ZM264 234V233H263ZM85 235H84V237H85ZM108 235V234H107ZM111 236H114L112 233L110 234ZM122 235V234H121ZM140 235V234H139ZM138 235V236H139ZM148 235H149V233H148ZM175 235V234H174ZM173 235V236H174ZM242 236H243V234H241ZM240 235V236H241ZM249 235H252V234H249ZM258 235H260V234H258ZM257 235V236H258ZM109 236V235H108ZM134 236H136V234H134ZM140 236H143V235H140ZM145 236V235H144ZM155 236H157V235H155ZM225 236V235H224ZM224 236H222V238H223V240H224ZM248 236V235H247ZM253 236V235H252ZM260 236H262V235H260ZM84 237L82 238V239H84ZM103 237V238H102ZM104 237L105 238H107V239H104ZM151 237V236H150ZM175 237V236H174ZM184 237H185V234H184ZM236 237H238L237 235H236ZM250 237V236H249ZM264 237V236H263ZM102 238V239H101ZM137 238V237H136ZM141 238V237H140ZM144 238V237H143ZM154 238V237H153ZM179 238V237H178ZM230 238V237H229ZM228 238V239H229ZM244 238H246V237H244ZM248 238V237H247ZM253 238V237H252ZM258 238V237H257ZM261 238V237H260ZM112 239H113V237H112ZM111 239V240H112ZM151 239V238H150ZM187 239V238H186ZM194 239V238H193ZM197 239V238H196ZM195 239V240H196ZM235 239V238H234ZM233 239V240H234ZM255 239V238H254ZM263 239V238H262ZM23 240V239H22ZM102 240H107L106 241V243L105 244H103L102 245ZM111 240H109L110 242H111ZM143 240H145V239H142V241ZM154 240V239H153ZM156 240V239H155ZM176 240V239H175ZM194 240V241H195ZM232 240V239H231ZM231 240H230V242H231ZM241 240H242V238H241ZM247 240V239H246ZM256 240V239H255ZM258 240L259 239H257V242H258ZM109 241H108V243L106 244V245H108V244H110L109 243ZM150 241V240H149ZM152 241V240H151ZM238 241V240H237ZM245 241V240H244ZM147 242V241H146ZM161 242H159V243H161ZM190 243H188L189 244V246H190V249H191V252H193L191 255H192V261H194L195 260V264H198V263H201L202 261L204 262V260L203 259H205L204 257H201L202 255H201V253L202 252H199V253H197L198 252V249H199V247H198V249H197V247H196V243L195 244H193L192 242H191V240L189 241ZM197 242V241H196ZM234 242H236L235 240H234ZM240 241H238L237 242V245H239L240 243H239ZM256 242V246L258 247H261L262 245H264V241L262 242L263 244H258V243H260V242H258L257 243ZM158 243V244H159ZM233 243V242H232ZM252 243V242H251ZM253 243H255V242H253ZM28 244V243H27ZM84 244V243H83ZM154 244V243H153ZM161 244H163V243H161ZM166 244V243H165ZM183 244V243H182ZM244 244V243H243ZM164 245V244H163ZM236 245V244H235ZM236 245V246H237ZM242 245V244H241ZM240 245V246H241ZM29 246V245H28ZM87 246H86V248H87ZM102 246V247H101ZM111 246V245H110ZM129 246H130V248H129ZM132 246V247H131ZM133 246H136V247H134L133 248ZM143 246V245H142ZM147 246V245H146ZM149 246V245H148ZM198 246V245H197ZM209 246V245H208ZM234 246V245H233ZM26 247H27V245H26ZM77 247H79V246H77ZM157 248H159V246H156ZM156 247H151V248H149V250L146 248V249H144V250H146L145 251V255H146V252L147 251H149L148 253H150L149 255H154L155 256V254H156V252H157V250L158 249H156ZM176 247V246H175ZM178 247V246H177ZM232 247V246H231ZM235 247V246H234ZM25 248V247H24ZM31 248V247H30ZM80 248H82V247H80ZM132 248V249H131ZM241 248V247H240ZM242 248H243V246H242ZM247 248V247H246ZM249 248V247H248ZM262 248V247H261ZM261 248H259V250L261 249ZM28 249V248H27ZM32 249V248H31ZM79 249V248H78ZM233 249V248H232ZM238 249H239V247H238ZM258 249V248H257ZM1 250H2V252H1ZM33 250V252L36 250H34V249H32ZM85 250V249H84ZM110 250V254H111V251ZM161 250H163V248H161ZM161 250H159V251H161ZM243 250V249H242ZM241 250V251H242ZM105 251V250H104ZM137 251V249L136 250H134V253ZM158 251V252H159ZM200 251V250H199ZM239 251H240V249H239ZM257 252H259L258 250H256ZM264 251V250H263ZM23 252V251H22ZM32 251H31V253H33ZM84 252V251H83ZM99 252H101V253H99ZM108 252V251H107ZM114 252V251H113ZM112 252V253H113ZM116 252V251H115ZM131 252H130V254H131ZM138 252V251H137ZM144 252V251H143ZM142 252V253H143ZM163 252V251H162ZM256 252V253H257ZM5 253V252H4ZM37 251L35 252V254H36V256L34 255V254H31V257H29L28 255H27V257H29L30 259H31V262H32V264H39L40 262H39V259H40V257L41 256H39V258H38V260L36 259V257H37ZM77 253H79V250H78V252ZM82 253V252H81ZM89 253V254H90ZM106 253V252H105ZM104 252H103V254H105ZM109 253V252H108ZM108 253H106L105 254V257H107V259H108V257H110V256H108L107 254ZM133 253V252H132ZM175 253V252H174ZM206 253V252H205ZM0 255V264H7V263H10L9 262V258L11 257H7L6 258V260H5V258H3V260H2V256L3 255ZM117 255H119L118 253H116ZM128 254V253H127ZM5 255V254H4ZM30 255V254H29ZM39 255V254H38ZM112 255H114V254H112ZM121 255V254H120ZM135 255V254H134ZM134 255H133V257H132V255H131V257H130V260H129V262L131 263V264H145L144 262H143V259H144V256L143 255H140L139 256V253H138V257L139 258H137V256L136 257H134ZM148 255V254H147ZM147 255H146V258H148L147 257ZM22 256V258H24L23 257V255H21ZM142 256H143V259H142ZM173 256V255H172ZM181 256V255H180ZM180 256H179V258H180ZM188 256V255H187ZM204 256V255H203ZM206 256V255H205ZM239 256V255H238ZM243 256H244V254H243ZM19 257V256H18ZM17 257V258H18ZM94 257H96V258H94ZM104 257V255L102 256V259L103 258H105ZM113 256H111V258H112ZM115 257H117V256H115ZM114 257V258H115ZM127 256H125L124 258H126ZM177 257V256H176ZM208 257V256H207ZM211 257V256H210ZM209 257V258H210ZM240 257V256H239ZM255 257V256H254ZM257 257V256H256ZM255 257V258H256ZM259 257V256H258ZM257 257V258H258ZM12 258H11V260H12ZM21 258V257H20ZM29 258L27 259L26 257H25V259H27V260H29ZM81 258V257H80ZM142 260H141V259ZM209 258H208V260H206V262L207 261H211V259L209 260ZM14 259H15V257H14ZM41 259H44V258H41ZM46 259V258H45ZM106 258H105V260H106V262L108 261ZM129 259V258H128ZM127 259V260H128ZM184 260V257H182L180 260ZM185 259H187V258H185ZM188 259H189V257H188ZM241 259V258H240ZM240 259H239V262H240ZM260 259V258H259ZM261 259H262V256H261ZM16 260V259H15ZM22 260V259H21ZM21 260H19L20 261V263H22V261ZM97 260V261H98ZM105 260H103V261H105ZM113 260H115V259H113ZM118 260V259H117ZM145 260V259H144ZM177 260V259H176ZM175 259H173V261H176ZM183 260H182V262H183ZM237 260V259H236ZM1 261H3V262H1ZM97 261H95V262H97ZM99 261H101V260H99ZM125 260H123V262H124ZM178 261V260H177ZM186 261V260H185ZM191 261V262H192ZM214 261V260H213ZM241 261H243V260H241ZM258 261V260H257ZM4 262H6V263H4ZM29 262V261H28ZM42 262H44V260L42 261ZM94 262V263H95ZM122 262V261H121ZM122 262V263H123ZM127 262V261H126ZM128 262V263H129ZM146 262V261H145ZM150 262V261H149ZM152 262H153V260H152ZM181 262V261H180ZM214 262H216V261H214ZM261 262V261H260ZM260 262H258V263H260ZM18 263V262H17ZM94 263H92V264H94ZM100 263V262H99ZM102 263V262H101ZM100 263V264H101ZM109 263V262H108ZM107 263V264H108ZM112 263V262H111ZM115 264H117L116 262H114ZM184 263V262H183ZM188 263V262H187ZM193 262H192V264H194ZM41 264V263H40ZM45 264V263H44ZM103 264H105V263H103ZM147 264V263H146ZM149 264H151V263H149ZM191 264V263H190ZM207 264V263H206ZM217 264V263H216ZM240 264V263H239ZM242 264V263H241ZM257 264V263H256Z\"/></svg>",
  "mask_w": 264,
  "mask_h": 264
}]
</instances>
